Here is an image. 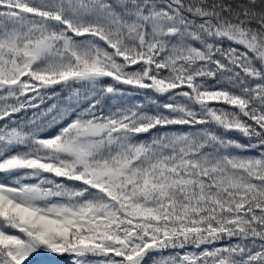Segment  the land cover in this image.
I'll list each match as a JSON object with an SVG mask.
<instances>
[{"label":"snow or ice","instance_id":"1","mask_svg":"<svg viewBox=\"0 0 264 264\" xmlns=\"http://www.w3.org/2000/svg\"><path fill=\"white\" fill-rule=\"evenodd\" d=\"M0 264H264V0H0Z\"/></svg>","mask_w":264,"mask_h":264},{"label":"trees","instance_id":"2","mask_svg":"<svg viewBox=\"0 0 264 264\" xmlns=\"http://www.w3.org/2000/svg\"><path fill=\"white\" fill-rule=\"evenodd\" d=\"M146 103H147V101H146ZM28 116L30 117L31 116V113H29ZM20 119H24V118L23 117H20Z\"/></svg>","mask_w":264,"mask_h":264}]
</instances>
